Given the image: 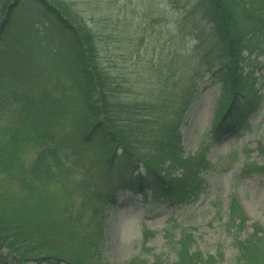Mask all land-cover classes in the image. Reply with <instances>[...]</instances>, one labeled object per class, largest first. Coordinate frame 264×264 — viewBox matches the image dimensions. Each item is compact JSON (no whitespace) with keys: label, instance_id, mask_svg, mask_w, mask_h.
Listing matches in <instances>:
<instances>
[{"label":"trees","instance_id":"obj_1","mask_svg":"<svg viewBox=\"0 0 264 264\" xmlns=\"http://www.w3.org/2000/svg\"><path fill=\"white\" fill-rule=\"evenodd\" d=\"M14 1L0 0V42L22 0ZM38 1L68 33L78 72L76 79L71 78L72 87L79 89L83 100V109L75 116L81 128L77 138L68 134L63 138L58 129L73 115L69 95L13 94V102L22 105L17 116L0 110V264H104L106 212L116 206L119 193L182 206L205 189L201 175L210 162L207 151L184 155L180 120L158 121L161 105L121 100L99 63L92 30L78 20L71 5ZM196 6L212 26L217 50L214 77L221 84V96L207 137L213 146L248 128L264 102L254 83L255 64L264 56V6L256 8L245 0H198ZM48 48L43 45L41 50ZM30 152L33 156L27 158ZM259 153L264 158V145ZM87 154L104 162L98 173L94 166L86 169L82 164ZM244 170L264 175V166L257 164ZM12 186L19 191L12 192ZM248 222L233 197L227 226L241 233ZM252 228L245 240L236 238L238 264H264V230L259 223ZM179 233L178 241L173 232L167 235L176 254L170 264H215L214 257L205 260L194 250L188 229L180 228ZM130 264L150 263L136 259ZM154 264L168 263L155 258Z\"/></svg>","mask_w":264,"mask_h":264},{"label":"rangeland","instance_id":"obj_2","mask_svg":"<svg viewBox=\"0 0 264 264\" xmlns=\"http://www.w3.org/2000/svg\"><path fill=\"white\" fill-rule=\"evenodd\" d=\"M61 1L71 5L78 20L92 30L99 63L121 100L161 105L158 121L180 120L184 155L194 157L207 151L211 166L201 175L205 189L199 198L182 206L153 204L150 197L119 193L116 206L106 212L103 263L130 264L140 259L154 264L155 258L173 263L176 254L168 232L178 241L180 228H186L193 235L194 250L205 260L214 257L215 264H238L236 238L245 240L253 234V223L264 230V175L244 170L247 165L264 166L259 153L264 145V102L251 116L248 128L210 146L207 137L215 121L221 84L214 77V33L197 9L198 0ZM245 1L256 8L264 6V0ZM12 14L0 42V110L13 116L20 112L22 105L13 102V94L32 98L43 92L57 98L69 95L73 115L58 129L63 138L67 134L74 138L81 128L75 116L83 109V100L79 89L72 87L71 78L76 79L78 72L68 33L38 0H22ZM43 45L49 48L41 50ZM255 68V87L264 99V56L257 59ZM242 103L246 106L245 100ZM99 158L87 154L81 162L86 169L94 166L98 173L104 165ZM11 190L19 191L17 186ZM233 197L249 217L241 233L227 226Z\"/></svg>","mask_w":264,"mask_h":264}]
</instances>
